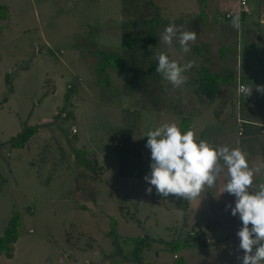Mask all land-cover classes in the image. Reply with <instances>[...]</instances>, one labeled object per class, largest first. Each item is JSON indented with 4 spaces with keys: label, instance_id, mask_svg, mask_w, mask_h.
<instances>
[{
    "label": "rangeland",
    "instance_id": "374dc122",
    "mask_svg": "<svg viewBox=\"0 0 264 264\" xmlns=\"http://www.w3.org/2000/svg\"><path fill=\"white\" fill-rule=\"evenodd\" d=\"M262 1H247L252 12L238 29L220 10L212 46L193 44L192 59L188 53L174 59L194 61L181 89L155 71L148 48L154 32L162 35L170 18H181L183 0H0L8 7V19L0 21V234L12 211H21L15 263L137 264L127 238L170 241L204 231L208 246L178 254L151 242L143 264H169L178 256L187 264H240L241 222L225 207L234 197L220 194L224 178L187 200L186 209L182 197L153 202L155 190L147 192L144 181L150 172L145 135L164 123L181 129L184 118L197 141L246 153L249 166L259 169L250 191L264 183V87L247 82L239 94L230 82L210 97L195 81L202 66L264 80ZM186 4L193 10V0ZM211 8L207 3L209 15ZM155 17L152 28L146 22ZM130 38L137 44L124 45ZM97 51L121 59L119 70L106 69V86L94 74ZM33 126L38 131L24 147L9 145ZM75 148L85 149L97 173L75 164Z\"/></svg>",
    "mask_w": 264,
    "mask_h": 264
},
{
    "label": "clouds",
    "instance_id": "9594fccd",
    "mask_svg": "<svg viewBox=\"0 0 264 264\" xmlns=\"http://www.w3.org/2000/svg\"><path fill=\"white\" fill-rule=\"evenodd\" d=\"M234 28L240 27L239 14L231 17ZM162 40L172 45L176 41L182 54L191 51L197 33L181 31L170 22L162 33ZM155 71L173 88H183L187 83L185 72L194 67V61L185 64L170 59L164 52L156 54ZM145 147L150 151V172L144 176L147 192L162 198L169 196L191 201L200 197L202 190L214 188L223 177L220 194L234 197L226 204L232 216H238L241 226L236 232L240 264H264V183L250 191L259 169L249 166L247 155L239 147H217L205 140L197 141L191 130L182 131L175 123H164L149 130Z\"/></svg>",
    "mask_w": 264,
    "mask_h": 264
},
{
    "label": "trees",
    "instance_id": "16d2710c",
    "mask_svg": "<svg viewBox=\"0 0 264 264\" xmlns=\"http://www.w3.org/2000/svg\"><path fill=\"white\" fill-rule=\"evenodd\" d=\"M207 0H200V12L199 14L201 17H205V6H206ZM241 13V15H243ZM8 19V7L5 4H0V21H6ZM149 21V20H148ZM151 23L153 25H157V17L150 19ZM126 46H134L136 45V39L130 38L123 42ZM226 52V50H222L221 53ZM99 56L100 62L95 66L94 74L97 77V82L99 84H102L103 86L108 85L109 83V77L106 75V69L109 67L111 69L119 70L121 68V59L114 53V52H106L104 51H97L96 53ZM196 71V83L198 84L199 90L207 93L210 95V97H214L217 95V93L221 89V85L235 82L237 83V80L245 85V83L249 82L252 84L253 87H264V80H259L254 76L246 75L242 76V78H239L234 74L232 71H227L225 73H214L211 72L208 67L202 66ZM71 91V89H70ZM6 100V99H4ZM249 99L242 101L241 106H244L246 101ZM242 123H245V121L241 120ZM189 127L188 122L183 118L181 121V130H185ZM38 131V126H33L26 128L23 133L19 134L17 137L9 141V145L16 148H22L25 146L26 142L32 136H34ZM2 144H0L1 146ZM85 149H74L73 154L75 155L74 160L76 165H86L88 166L91 171L94 173L96 172V168L94 167L95 164L90 163V160H86L85 157ZM90 151V150H88ZM123 151V150H121ZM88 153V152H87ZM84 163V164H83ZM1 188V183H0ZM157 198H160L162 200H171L175 199L176 197L169 196L167 198H162L161 196L157 195L155 192L151 195V200L155 202V200H158ZM187 200H185L182 208H187ZM85 208V207H84ZM121 212L123 211L122 206H120ZM27 212H30V209L27 210ZM23 223V215L22 212L19 210L12 211L11 215L9 216L2 233L0 234V255H4L6 258H11L13 253V244L17 241V239L20 236V229ZM110 230L108 231V236L113 239V244H118L117 242V235L114 231L115 229V221L114 217L110 218ZM204 231H197V232H189V234H186V236L183 239H171L170 241H165L160 238L152 237L145 235L144 237L137 236V237H130L127 238L130 244H132L133 248L130 251V257L132 260H134L137 264H143L144 256L143 252L145 249H148L151 245V242H158L161 245H163L161 251L170 252L172 254H178L181 251L189 248V247H206L208 246V243L206 241H203L202 237L204 236ZM125 242L126 239H123ZM117 246V245H116ZM169 264H187L186 261L182 256L176 257L171 263Z\"/></svg>",
    "mask_w": 264,
    "mask_h": 264
},
{
    "label": "crops",
    "instance_id": "0c3cea01",
    "mask_svg": "<svg viewBox=\"0 0 264 264\" xmlns=\"http://www.w3.org/2000/svg\"><path fill=\"white\" fill-rule=\"evenodd\" d=\"M185 1V5L184 7L186 8V10H182L180 12H178L181 16V18H170L169 22H174L181 31H194L197 33V38L194 42H190V47H191V51L188 53L190 55V57H188L189 59L193 58V55L191 54V52H195L197 51V49H195V47H193V44L196 43H202L203 46H206V44H209L210 46H212V42L213 38H217V34L218 32H216V19H218L219 14H220V10H222L223 14H224V18L226 19V14H231L230 17L227 18L230 19L233 15L235 14H239L240 17V21H243V19H245L246 14L251 13L252 10L245 6H241L239 4V1L236 0H207V3L212 2V11H211V15H209L205 9V17H201V15L199 14L200 12V5H199V1L197 0H193V10H189L187 8V4L186 1L189 0H183ZM198 3V4H194ZM248 1V0H247ZM243 15H241V13H243ZM170 13V12H167ZM258 14V20L260 24L264 25V0L261 2L260 8L257 12ZM146 24L149 26L150 24L152 25L151 22L147 21ZM155 26V25H154ZM215 27V29H214ZM152 28L153 25H152ZM233 28V27H231ZM205 32V34H202V36L204 37V40L200 39V35L201 33ZM162 35H159V33L154 32V41L151 43V47L148 48V50H151V57L152 59L156 60V54L159 52H164L166 53L169 57H172L173 59H179L180 58H184V54L181 53L180 51V47L178 45V43L176 41H174L172 43V45H168L166 44L163 40H162ZM199 37V38H198ZM203 50V49H202ZM24 219V218H23ZM20 240V238H18ZM18 240V241H19ZM18 241H16L13 244V253H12V257L11 258H6L4 255H0V264H17L15 263L14 259L16 256V251L14 246H16V244L18 243ZM3 258V259H1Z\"/></svg>",
    "mask_w": 264,
    "mask_h": 264
},
{
    "label": "built area",
    "instance_id": "2783aa9c",
    "mask_svg": "<svg viewBox=\"0 0 264 264\" xmlns=\"http://www.w3.org/2000/svg\"><path fill=\"white\" fill-rule=\"evenodd\" d=\"M239 4L241 5V6H245L246 4H247V0H240L239 1ZM230 15L231 14H226V18H228V17H230ZM237 88H238V93L239 94H242L243 92H244V90H245V85L244 84H242L240 81H239V79L237 80ZM241 129V128H240ZM241 131H242V129H241ZM73 132H74V130H73ZM241 133V132H240Z\"/></svg>",
    "mask_w": 264,
    "mask_h": 264
},
{
    "label": "water",
    "instance_id": "95a60500",
    "mask_svg": "<svg viewBox=\"0 0 264 264\" xmlns=\"http://www.w3.org/2000/svg\"><path fill=\"white\" fill-rule=\"evenodd\" d=\"M187 130H189V128H187Z\"/></svg>",
    "mask_w": 264,
    "mask_h": 264
}]
</instances>
